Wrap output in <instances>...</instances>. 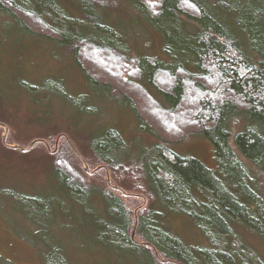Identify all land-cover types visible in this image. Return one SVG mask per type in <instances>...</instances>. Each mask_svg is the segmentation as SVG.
Returning a JSON list of instances; mask_svg holds the SVG:
<instances>
[{
  "label": "trees",
  "instance_id": "obj_1",
  "mask_svg": "<svg viewBox=\"0 0 264 264\" xmlns=\"http://www.w3.org/2000/svg\"><path fill=\"white\" fill-rule=\"evenodd\" d=\"M135 1L165 35L170 60L145 56L132 61L125 54V49L113 42V37L70 35L52 22L62 18L58 5L52 0H0V7L17 18L22 27L34 36L53 38L71 47L78 45L80 52L78 50L76 58L92 82L93 70L98 76H118L116 82L122 81L123 72L143 76L142 81L146 79L153 85L157 78L170 81L167 90L160 89L168 107L163 104L164 101L160 103L149 99L152 123L145 111L137 106L133 95L128 92L125 95L133 101L131 106L143 129L149 130L156 138H162L163 142L169 141L164 137L162 128L172 133L180 132V136L197 133L209 137L222 175L212 172L197 158L180 157L170 150L168 143L165 148L156 149L153 156L145 153L140 158H133L124 152L118 130H109L100 140L94 141L92 149L104 165L91 173L108 169L114 173L117 182L111 185L113 181L110 177L108 183L110 181L111 188L119 190L123 196L137 199L147 192L161 202L162 207L190 216L205 235L211 234L214 241L220 240L237 220L246 228H249L248 225L253 227L256 234L263 235L264 211L258 208L250 216L252 206L247 197H258L261 201H257L261 203L264 199L259 182V178L264 177V0H220L217 7L211 6L209 0ZM106 2L79 0L82 16L95 29L100 25V13L109 6ZM182 16L192 18L199 29L193 32L187 30L188 33L184 31L183 25L186 26L187 22ZM39 28L46 29L48 34ZM245 45L247 48H244ZM89 54L91 58L103 61L101 69L95 68L93 61L87 62ZM194 60L197 72L186 65ZM126 61L131 62V68L125 66ZM105 66L110 67L105 70ZM103 84L110 87L106 82ZM139 85L134 88L144 87ZM182 103L186 108L180 113ZM238 113L245 114L252 126L235 134L233 145L231 132L225 124L231 115ZM0 128L5 127L0 123ZM66 161L57 163L54 170L61 176L62 181L58 178L59 190L68 201L82 204V218L94 225L100 244L117 253L132 254L138 262L141 254H148L152 264H158V261L163 264H263L253 255H242L241 258L231 255L233 259H230L222 257L214 247L211 250L192 249L172 232H163L158 228V218L155 219L157 222L150 219L156 209L146 210L143 202L137 207L141 215L135 220L132 211L119 198L104 193L102 199L105 200L106 214L102 215L93 207L91 194L94 189H87L70 161ZM246 163L257 170L254 193L247 186L249 173L254 170ZM137 167L141 168L139 173L134 171L131 175L138 177L140 184L132 189L133 184L124 182L119 172L126 175V169L137 171ZM231 182L235 188L230 189L228 183ZM15 193L14 197L20 201L16 204L17 211L40 226L33 231L39 238L36 242L41 244L38 248L43 264H75L61 241L59 243L52 235L46 236L48 224L58 226L57 212L69 214L60 205L62 200L54 206L51 197ZM46 200L47 210L41 203ZM134 221L137 232L132 233ZM254 229L251 231L254 232ZM138 236L141 242H138ZM146 261L143 259L141 264H146Z\"/></svg>",
  "mask_w": 264,
  "mask_h": 264
},
{
  "label": "rangeland",
  "instance_id": "obj_2",
  "mask_svg": "<svg viewBox=\"0 0 264 264\" xmlns=\"http://www.w3.org/2000/svg\"><path fill=\"white\" fill-rule=\"evenodd\" d=\"M52 1L58 5V12L62 17L52 22L58 27L60 25L70 35L91 38V35L100 34L103 37H113V42L125 49V54L132 61L145 56L165 61L171 59L167 53L165 35L135 0H106L109 6L100 13L102 15L97 29L82 16L79 0ZM219 1L209 0L214 7L219 5ZM181 18L187 22L186 26L183 25L184 31L199 29L192 18ZM34 28L38 29L37 26ZM39 29L47 33L46 29ZM78 47L76 44L72 47L62 44L53 38L34 36L22 27L17 18L0 7V123L5 127L0 128V263L43 264L38 248L41 244L36 242L39 238L34 232L40 226L17 211L16 204L20 201L13 195L16 192L15 194L51 197L54 206L62 200L60 205L69 214L57 212L58 226L48 224L46 236L52 235L59 243L61 241L75 264H141L143 259L147 260L146 264H152L148 254H141L138 262L132 254H119L109 246L100 244L94 225L82 218V204L68 201L59 190L61 176L54 170L61 161L69 160L86 188L94 189L91 194L93 207L102 215L106 214L105 200L102 199L104 193L119 198L132 211L135 220L141 215L137 207L143 202L146 210L152 207L156 209L150 219L158 221V228L163 232H172L192 249L211 250L214 247L222 257L230 259H233L231 255H236L237 258L253 255L264 264V234H256L255 229L248 225L254 229L252 232L240 220L233 222L220 240L214 241L211 234L205 235L190 216L162 207L161 202L147 192L143 191L145 196L137 199L123 196L119 190L111 188L108 179L112 178L111 185L114 186L116 178L108 169L91 173L104 165L92 149L94 141L100 140L109 130H118L124 152L133 158H140L145 153L153 156L160 147L165 148L168 143L170 150L180 157L197 158L212 172L222 175L209 137L197 133L180 136V132L172 133L161 127L164 137L169 141L163 142L162 138H156L149 130L143 129L131 106L133 101L125 95L126 92L133 95L137 106L145 111L152 123L154 120L149 111V99L160 103L164 101L163 104L168 107L160 89L167 90L170 81L157 78L153 85L146 79L142 81L143 76L123 72L122 81L116 82L118 76H98L93 70L92 82L76 58ZM90 61H93L97 69L103 67L100 58H91L89 54L87 62ZM130 63L126 61L125 66L131 68ZM186 65L191 71H198L195 60ZM109 67L105 66L104 69ZM93 68L91 65V69ZM103 82L110 87L104 86ZM139 83L144 87L134 88L140 86ZM185 108L182 103L180 113ZM225 125L231 132L233 145L234 135L252 126L242 113L231 115ZM174 127L177 128L176 125ZM246 165L248 168L252 167L249 163ZM140 169H126V175L121 172L118 174L124 182L133 184L134 189V185L138 186L140 183L138 177L131 174L134 171L139 173ZM251 170L254 172L249 173L247 186L253 191L257 170ZM259 182L264 193V177L259 178ZM228 185L230 189L235 188L232 182ZM247 198L252 206L249 209L250 216L258 208L264 211V199L261 203L257 201L260 200L258 197ZM41 203L47 210V200ZM65 216L68 217L67 220ZM134 232H137L136 222L132 229V233ZM137 239L141 242L139 236ZM245 242L247 244H242ZM161 262L158 261V264H163Z\"/></svg>",
  "mask_w": 264,
  "mask_h": 264
}]
</instances>
